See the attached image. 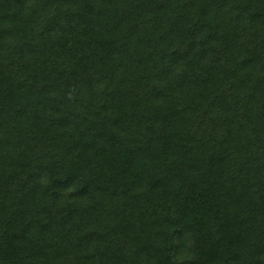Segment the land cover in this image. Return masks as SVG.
Listing matches in <instances>:
<instances>
[{"label":"trees","instance_id":"16d2710c","mask_svg":"<svg viewBox=\"0 0 264 264\" xmlns=\"http://www.w3.org/2000/svg\"><path fill=\"white\" fill-rule=\"evenodd\" d=\"M0 264H264V0H0Z\"/></svg>","mask_w":264,"mask_h":264},{"label":"clouds","instance_id":"9594fccd","mask_svg":"<svg viewBox=\"0 0 264 264\" xmlns=\"http://www.w3.org/2000/svg\"><path fill=\"white\" fill-rule=\"evenodd\" d=\"M188 258L190 257H188L187 255L180 257V259H188Z\"/></svg>","mask_w":264,"mask_h":264}]
</instances>
